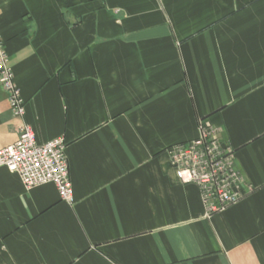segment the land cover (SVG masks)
<instances>
[{"label":"crops","instance_id":"obj_1","mask_svg":"<svg viewBox=\"0 0 264 264\" xmlns=\"http://www.w3.org/2000/svg\"><path fill=\"white\" fill-rule=\"evenodd\" d=\"M24 118L66 143L74 202L0 168V264H264V0H0ZM251 191L207 216L168 149L199 123Z\"/></svg>","mask_w":264,"mask_h":264},{"label":"built area","instance_id":"obj_2","mask_svg":"<svg viewBox=\"0 0 264 264\" xmlns=\"http://www.w3.org/2000/svg\"><path fill=\"white\" fill-rule=\"evenodd\" d=\"M7 63L0 34V86L8 94L12 115L24 118V102ZM65 150L66 143L62 138L38 144L31 128L23 125L18 129V140L0 150V168L15 173L26 190L53 184L60 200L72 204L73 190ZM167 153L179 182L198 188L208 217L235 205L251 191L235 168L233 149L220 143L218 131L205 122L199 123L197 138L173 146Z\"/></svg>","mask_w":264,"mask_h":264}]
</instances>
